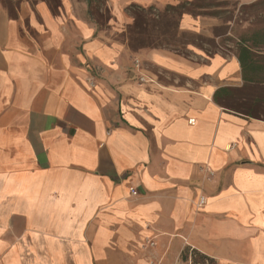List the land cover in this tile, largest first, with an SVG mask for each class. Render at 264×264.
Instances as JSON below:
<instances>
[{
  "label": "crops",
  "instance_id": "obj_1",
  "mask_svg": "<svg viewBox=\"0 0 264 264\" xmlns=\"http://www.w3.org/2000/svg\"><path fill=\"white\" fill-rule=\"evenodd\" d=\"M89 2L0 1V264H264V102L237 53L133 50Z\"/></svg>",
  "mask_w": 264,
  "mask_h": 264
},
{
  "label": "rangeland",
  "instance_id": "obj_2",
  "mask_svg": "<svg viewBox=\"0 0 264 264\" xmlns=\"http://www.w3.org/2000/svg\"><path fill=\"white\" fill-rule=\"evenodd\" d=\"M0 1L15 10V0ZM90 1L91 12L88 7V15L91 21L99 32L107 34L111 39L125 42L131 49L136 50L138 40L145 38L146 46L141 48H166L193 57H198L196 51L205 56L217 52H236V42L240 35L249 26L261 23L264 18V5L253 6L251 3L254 0H214L220 5L214 7L219 11L218 15H192L184 17V21H181L183 14L169 11L168 16L174 22L173 26L162 28L159 20L163 17L162 10L167 5L131 3L124 8V16L120 17V20L108 0ZM184 1L177 0L174 4ZM141 18L147 21L152 18L151 23L143 27L145 29L135 23Z\"/></svg>",
  "mask_w": 264,
  "mask_h": 264
},
{
  "label": "trees",
  "instance_id": "obj_3",
  "mask_svg": "<svg viewBox=\"0 0 264 264\" xmlns=\"http://www.w3.org/2000/svg\"><path fill=\"white\" fill-rule=\"evenodd\" d=\"M251 4L253 6L261 7L264 5V0H254ZM218 5V2L214 0H185L184 2L176 5L168 4L165 9L162 10L163 17L161 18V20H159V25L162 28L173 26L174 22L168 16L169 11H178L180 12V14L189 13L193 16L218 15L219 11L214 9V7ZM89 9L91 12V1L89 2ZM150 20H152V18H149L148 21L144 18H141L140 21H136L135 23L138 24V27H140L141 29H145L143 27L147 24L149 25L151 23ZM139 22H141V24ZM143 46H146L145 38L143 40H138V46H136V50ZM132 47L134 48V46ZM236 53L241 62L246 81L254 83L253 86L252 84H249L252 86H250L249 91H254L255 94L258 93L255 95L256 97H253V99L251 97L248 98V100L251 101V103H248V105L253 106L255 104H258V101L264 102V85H262L264 84V18L261 23L249 26L245 30V32L240 35L239 39H237L236 42ZM258 88L262 90L261 93L258 92ZM257 96H260V98ZM256 112H258V114H264V108H262V105L261 112H259L258 110ZM256 112L252 110L248 113ZM183 259H191L193 264H217L214 258L190 247H187L185 249L183 253Z\"/></svg>",
  "mask_w": 264,
  "mask_h": 264
},
{
  "label": "built area",
  "instance_id": "obj_4",
  "mask_svg": "<svg viewBox=\"0 0 264 264\" xmlns=\"http://www.w3.org/2000/svg\"><path fill=\"white\" fill-rule=\"evenodd\" d=\"M189 121L192 123V122L195 121V119H194V118H190ZM131 191H132L133 193H137V190H136L135 188H131ZM201 202H203V200H202Z\"/></svg>",
  "mask_w": 264,
  "mask_h": 264
}]
</instances>
